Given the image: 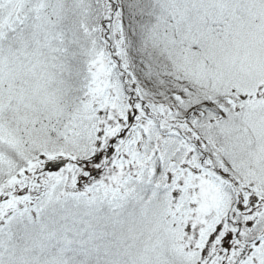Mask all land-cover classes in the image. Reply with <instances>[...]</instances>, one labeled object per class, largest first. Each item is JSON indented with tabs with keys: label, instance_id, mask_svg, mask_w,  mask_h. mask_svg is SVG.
I'll list each match as a JSON object with an SVG mask.
<instances>
[{
	"label": "snow or ice",
	"instance_id": "1",
	"mask_svg": "<svg viewBox=\"0 0 264 264\" xmlns=\"http://www.w3.org/2000/svg\"><path fill=\"white\" fill-rule=\"evenodd\" d=\"M0 264H264V0H0Z\"/></svg>",
	"mask_w": 264,
	"mask_h": 264
}]
</instances>
